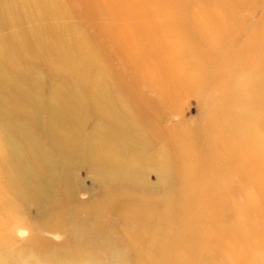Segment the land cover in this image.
Masks as SVG:
<instances>
[{"label":"rangeland","instance_id":"374dc122","mask_svg":"<svg viewBox=\"0 0 264 264\" xmlns=\"http://www.w3.org/2000/svg\"><path fill=\"white\" fill-rule=\"evenodd\" d=\"M0 2L9 14L19 17L1 29L0 38L6 43L0 55L11 63L19 49L29 53V62L36 68L33 85L38 109L43 107L44 112L49 107L51 91L58 88L65 101L79 99L77 107L86 106L83 100L89 96L75 95L86 69L82 72L74 65L77 71L66 78V62L55 51L66 45L61 39L70 27L86 29L90 40L85 46L93 53H106L109 73L118 74L123 94L140 104L143 126L160 135L151 141L146 134L139 147L133 143L123 151L110 147L104 151L109 162L105 164L100 155L90 157L86 152L90 136L110 134L111 112L103 111L106 118L100 125L102 111L87 106L83 121L75 124V136L65 128L55 131L74 137L71 158L63 159L49 140L39 136L41 148L53 156L45 178L48 187L40 202L23 196L16 199L20 187L9 188L16 207L0 208L4 264H264V0H98V17L92 11L95 17L74 23L55 15L28 19L20 8L29 0ZM68 2L86 8L89 1ZM122 2L124 7L134 5L135 17L126 18V12L119 11L117 18H108ZM33 11L40 17L42 10ZM104 19L119 24L120 31L133 32L138 24L149 26L150 38L155 26L174 20L169 25L174 40L192 41L195 50L132 35L136 53L147 40L156 47L167 46L163 58L150 56L138 68L153 82L140 80L129 69L131 59L123 48L102 35ZM63 25L68 30H62ZM170 51L176 52L173 58L166 55ZM159 62L169 74L166 78L155 75L151 67ZM181 65L193 72L186 75L193 85L182 82ZM2 105L0 101V110ZM14 129L26 131V122L18 119ZM16 139L22 141L20 134ZM152 151L159 153L153 156ZM100 162L111 176L121 178L119 171L126 175L105 185ZM91 164L98 169L93 171ZM4 183L0 179L2 187ZM147 199L154 209L149 217L153 220L138 224L133 216L144 217L135 212ZM134 231L148 242L141 245ZM106 252L114 254L112 259Z\"/></svg>","mask_w":264,"mask_h":264},{"label":"bare ground","instance_id":"6f19581e","mask_svg":"<svg viewBox=\"0 0 264 264\" xmlns=\"http://www.w3.org/2000/svg\"><path fill=\"white\" fill-rule=\"evenodd\" d=\"M88 1L89 2L88 5H86V8H80L79 6L70 4L68 0H29L30 3H24L20 10L28 19L39 18L43 20L44 18H49L50 16L55 15L60 19H66L74 23L84 20L86 16L87 18H91V16H93L91 15L92 11L93 14L98 17V14L96 13V11H98L96 6L98 0ZM123 4L124 3L122 2V4L117 6L115 5L113 7L115 8V10L112 12L113 14L110 13L107 15V17L117 18L120 14L119 11L122 13L126 12V18L135 17L136 14H134V12L136 13L137 10L135 7H131L134 5L130 4V7L127 5L124 7ZM39 9L42 10L40 17L35 16L36 14H34L33 11H38ZM88 10L90 15H88V12H86ZM140 13H143V11ZM6 17L9 21L6 20ZM18 19L19 17L17 14H9L7 8L0 4V32L2 28H5L6 25H8L7 23L11 22L12 20L18 21ZM171 21L166 22L162 26L159 24L158 28L155 26L156 28L153 29V38L148 37L149 26L140 27L139 24L138 27L136 25L133 33L128 29H122L120 31V29L117 27L119 24H116V26L115 24H112L110 20L109 22H106V19H104V22L100 23V29L102 28V35L104 37L106 36L107 40L110 43L112 42L111 44L114 42L119 45L121 49L123 48L124 53L130 57L131 60L129 63V69L134 72V76L139 77V79L142 78L140 80H144V78L151 80V78L148 77L146 73L138 71L139 66H141L140 64L146 62L150 56L151 58H156L158 56H162L163 58V54L165 53L167 46L178 47V49L186 51L188 50V52L189 49L191 51L195 50V43L192 41L174 40L176 35L175 37L173 36L174 34L172 33V30L169 26L174 22V20ZM66 27L67 26L65 25L62 30H68ZM75 28L71 30L70 27V31L66 33L63 32L64 34L62 33L63 38L61 40H63L66 45L62 47L57 46L55 51L56 57L60 56L62 57L61 59L66 62V67L63 70L66 78L73 70H75L74 65L80 67L79 70L82 72H84L86 69L85 74L83 73L84 75H81L79 78V81H81L82 84L75 88L76 96H79L80 98L82 95H84L82 98H85L87 95L89 96V98H85V100H83V103L86 104L83 109L77 107L79 99H77V101L71 100V102L65 101L59 88L53 89V91H51V101L49 102V107L46 109L44 108V112L41 110L43 107L38 109V106L40 105L37 103V91L33 85V74L36 72V68L33 63L29 62V53H27V51L24 53L23 49H19V51H16L17 54L11 63L9 61L6 62L7 60L6 57H3L4 55H0V101L3 104L2 110H0V163L3 165V169H0V179H3V181L5 180L4 187H2L0 184V208H3L5 205L9 207L12 206L13 208L16 207V201L13 202V197H11L8 192L9 188H12L14 185L20 187L21 189V193H18L19 195L16 197V199L23 196V198L25 197L26 201H41L43 197L42 193L45 192L46 188L48 187V185H46L47 181L45 178L49 172V166L53 163V156L51 152L45 148H41V140H38L40 139L39 136L49 140L53 147L55 146L60 151L59 155L61 154L63 159L71 158L73 154L75 155V152H73L75 149L72 150L76 146L74 144L75 139L73 137L77 131L75 124L78 126L81 124L87 106H91L95 112L102 111L98 121L100 125L102 124L101 121L106 118L103 111L111 112V118L108 119L110 122V134L105 135V137L107 136L106 138H104V135H100L99 133L97 135L95 133L90 136L88 141L89 149L86 152V155H89L90 157L94 155H100L102 161H106L104 162L105 164L108 163L109 165V162H107V160L104 158V153L110 149V147H116V150L121 151L122 149L124 150L126 147H129V145H134L133 143L137 144L139 147L141 145L140 142H142L146 137H149L151 141H157L159 139L160 135H158V133L154 134L151 130L153 129L151 126H143L144 122L141 118L142 111L140 110L141 106L140 104L138 105L131 95L127 96L123 94L124 87L118 82L119 75L113 74L114 72L109 73L110 65H108L107 61H105L103 58L106 53H104L102 50L97 53L90 51L88 46H85V43H88L90 40L89 34L86 33L87 30H76ZM55 30H58V27H55ZM135 34L145 35L146 37L150 38L151 41H153L155 38V40L163 41L165 44H167V46L156 44L158 46L156 47L149 40L144 41V39H142V41L146 42L145 47L142 49L140 48V53H136L135 46H137V44L134 40H132V35ZM165 38L167 40H165ZM166 41H168V43H166ZM5 43V38H0V48L5 45ZM93 44L98 46L96 41H93L92 45ZM114 46H112V48ZM145 49H147L146 55L144 53ZM154 52L157 53L154 54ZM169 54H171L173 58L176 52L174 53L173 51H170L166 55ZM159 63L160 64L154 63L151 65V67L155 71V75L158 74L159 76L166 78V76L169 74L163 72V67L165 68V65L162 67L161 62ZM51 68L53 69H50L51 72H55V68H53V66ZM179 68L183 72V74L180 75L182 76V82H187V85H193L194 82L189 80L187 81L186 78V75L189 77V75L193 74L191 69L182 65ZM92 69H94L93 73L90 72ZM56 73L53 74L55 75ZM53 74H51V76ZM64 75L61 76L64 77ZM172 78H174V76H172ZM185 86L186 85H184V88L187 87V90L190 87ZM130 101H134L135 103H132L131 105ZM43 113L46 114L45 117L47 116V123L45 124L41 121V115L42 117L44 116ZM18 119L26 122V131H20L21 133L15 131L14 124ZM70 119L72 122H70ZM129 125H133L134 128L129 129ZM229 125H231V122ZM62 128H65L73 136L69 135V137H66V134L64 135L63 133L59 134L60 136L56 134L55 131ZM25 133L29 135H26ZM40 133L41 135H39ZM19 134L20 138H22L21 142H18L16 139L19 137ZM146 134H148V136L145 137ZM102 139L103 141H101ZM29 147H32L33 149L29 151ZM152 153H154V156L159 152L152 151ZM116 161L115 163H117ZM99 164L102 163L100 162ZM112 164L114 165V163ZM91 166L93 171L96 167L98 169V165L91 164ZM106 167V165L102 164L101 168L103 169L100 170V172H103L101 173L104 175L103 178L106 180L105 185H111L110 183H115L114 178L119 180L124 177V175H126L119 171V176L121 175V178L113 177L107 173ZM15 180L16 182L12 183V181ZM150 202L152 201L150 200ZM151 205L149 204L148 199L146 202L142 203L135 214H142L144 217H138L135 215L133 216V220H136L135 222L138 224L146 225V223H148L149 225V223L153 220L149 217H152V213L154 212V209L151 207ZM93 210L94 209L91 208V212ZM6 216L5 220L7 221L10 218H8V214H6ZM2 219L4 218L2 217L0 219V227L3 226L2 222L4 220ZM145 219L146 222H144ZM160 228L163 229V227ZM160 228L154 229L157 231V229L160 230ZM183 228L184 230L182 231V234L185 232V226H183ZM136 232L137 231L133 232V235L136 236V241L139 243L141 242V245L148 242L147 239L143 238L140 232ZM105 255L110 259H112L111 256H114L113 253L109 255L108 252H106ZM0 264H4V260L2 258H0Z\"/></svg>","mask_w":264,"mask_h":264}]
</instances>
